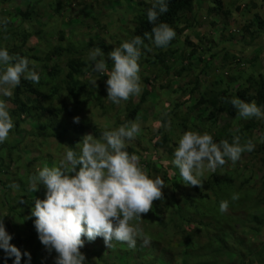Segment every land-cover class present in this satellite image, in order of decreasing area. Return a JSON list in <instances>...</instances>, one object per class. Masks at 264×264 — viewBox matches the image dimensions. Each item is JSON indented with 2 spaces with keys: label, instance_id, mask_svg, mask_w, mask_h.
I'll use <instances>...</instances> for the list:
<instances>
[{
  "label": "rangeland",
  "instance_id": "obj_1",
  "mask_svg": "<svg viewBox=\"0 0 264 264\" xmlns=\"http://www.w3.org/2000/svg\"><path fill=\"white\" fill-rule=\"evenodd\" d=\"M214 1L196 2L197 26L190 37L188 30L182 36L175 37L176 42L167 48L150 46L151 51L141 49L139 75L142 92L117 106L107 99V75L94 72L87 57L93 47H100L105 53L108 69L111 70L113 65L107 53L129 40L131 32L137 26L134 10L141 3L150 4L152 0H0V20L8 18L6 31L3 24H0V48L6 47L10 54H19L34 61L40 75V82L35 85L23 78L21 80L23 86L25 85L22 104L29 107L30 116L28 113L20 115L17 109H9L13 122H19V130L27 133L29 137L24 138L13 128L9 139L0 144V148L4 146L6 149H11L15 142L25 140L23 145L26 155L22 156L18 153L20 159L13 167V170H18L16 173L18 175L11 174L6 178L5 187L0 184V217L3 218L6 231L12 236L10 243L20 249L21 253L27 251L33 256L39 251L44 257L41 264H54L56 253L53 251L49 254L38 239V235H32L33 231L36 232L34 226H27L34 207L16 199L10 201L13 207V212L10 213L3 201L9 193L16 194L19 200L31 199L32 194L34 196L35 192H30L28 187L18 192L17 188L11 185L16 184L15 179L18 177H27L25 183L28 185L29 176L35 174L38 167L42 168L45 164L49 167L59 165L66 152L64 145L70 147L66 140L59 137V133L61 134L66 126L83 124L84 135L92 134L99 138L105 130L118 128L128 120L138 121L141 124V133L134 141H129L127 147L133 146V153L140 157V165L145 170L149 162H160L164 166L171 165L170 156L168 154L166 156L164 149L167 150L168 146L174 153L185 131H197L201 134L207 132L215 140L220 132H229L224 129L228 123L234 127H244L253 120H261L256 118L245 120L237 116L230 121L229 116L221 114H217V118L214 119L205 116L201 118L198 117V113L188 117L185 106L184 109L180 108L173 118L169 117L166 124L170 123V127H164L159 135L162 123L158 120L164 118L172 108L166 104L170 102L171 106L177 103L184 105L187 97L182 91L197 74L196 70L195 72L182 70V66L188 67L190 58L188 61L187 58L193 50L192 46L198 49V55L192 60L197 63L201 56L204 60L210 61L208 70L200 76L201 92L206 95V99L213 98L220 91L230 90L232 93L240 86L246 87L245 81L248 78L264 75V43L263 49L258 50L263 59L253 67L252 64H248L254 62L256 57L252 56L254 49L249 45L251 34L255 36L258 31L264 33V29L259 27V21L264 20V0H220L222 11L231 12L226 18L219 10L213 8ZM255 12L258 13L257 16ZM194 15L196 10L189 14L188 18L192 20ZM11 29L15 30L13 34ZM155 49H163L167 53L164 64L155 61ZM215 54L217 57L214 60L210 59ZM249 54H252L251 57H247ZM225 58L227 60H224ZM71 61L83 63L80 67L88 70L89 73L87 72L84 77L77 76L72 84L66 85L64 77L71 70L69 67ZM181 71H183L182 76H180ZM216 78L221 79L220 85H215ZM93 79H97L96 88L90 83ZM32 90L35 93H32ZM12 91L14 94V89ZM147 91L149 95L146 101L141 103ZM0 99L9 101L12 100V96L8 98L0 94ZM75 100L80 102L74 109L80 118L79 123H74L70 117ZM64 102L69 103L71 108L65 105L62 109ZM138 106L140 118L137 119L135 116L131 119L130 110ZM59 110H61L60 115ZM257 132L259 130L255 129L254 135H257ZM162 135L167 136V141H163ZM158 142H161V145L158 146ZM210 174L212 173L206 172L205 177ZM227 175L235 179L237 187L260 194L263 188L261 180L264 177V152L253 155L246 153L235 165L226 162L220 176ZM156 176L163 179V173H157ZM165 185L162 191L172 194L171 187L166 183ZM259 199L264 202V196ZM254 204L255 200L241 199L240 196L238 200L231 201L227 213L232 219L227 221L233 223L235 228H239L238 221L245 219L244 215ZM23 214L25 217L19 216ZM147 214H142V227L151 240L150 246H142L138 240L135 249H132L123 247V243L113 241L115 246L108 248L102 237H97L92 242L83 238L85 240L83 248L89 252L95 251L94 264L98 263L97 258L105 256L119 262L118 264H133L132 258L141 255L145 256L146 259L143 260L146 264L167 263L170 257L173 264H194L191 252L195 249L189 243L187 246L190 253H185L181 258L177 252L179 247H186L188 238L177 235L180 238L173 239L176 235L172 229L162 228L165 226L156 225L157 222L151 224L144 217ZM225 227L227 226L221 225L219 230H224ZM250 239L251 244L248 246L259 250V242L264 241V234ZM192 243L196 247L200 246L196 237ZM83 248L80 249L81 252H84ZM5 258L4 250L0 249V264ZM14 259L15 257H9V263L13 264ZM34 261L31 258V264H39ZM20 264H27V257L22 255Z\"/></svg>",
  "mask_w": 264,
  "mask_h": 264
},
{
  "label": "clouds",
  "instance_id": "obj_2",
  "mask_svg": "<svg viewBox=\"0 0 264 264\" xmlns=\"http://www.w3.org/2000/svg\"><path fill=\"white\" fill-rule=\"evenodd\" d=\"M167 11L168 0H152L147 10L148 22L153 27L151 33L145 32L143 37L156 47L167 48L176 37L168 23H156ZM0 24L6 31L8 18L0 20ZM144 38L137 35L107 53L113 65L111 70L100 47H93L88 54L92 70L107 75V99L117 106L142 92L141 48L152 50L144 43ZM22 78L33 85L40 82L35 62L10 54L6 47L0 48V94L10 98ZM90 83L95 88L98 86L97 79ZM225 99L236 109L238 118L264 119V109L255 101L246 102L239 97ZM79 120L78 116L74 117V123ZM14 126L8 103L0 99V144L9 139ZM164 127L169 128L170 123ZM140 133L141 124L128 120L118 128L103 131L99 138L85 134L75 148L64 145L66 152L59 165L45 164L29 177L30 192L39 191L41 186L45 190L43 199H35L31 216L35 217L34 227L41 244L49 254L56 253L54 264H87L85 254L80 251L85 244L83 238L92 242L102 237L108 248L115 246L113 241L125 243L132 249L138 240L142 246H150L151 240L142 227V214L152 210L154 201L164 199L162 189L166 185L160 176L150 178L140 165V157L126 150L127 143ZM260 142L264 143V136ZM255 147L253 139L242 142L240 135H234L231 142L227 139L216 142L207 132L185 131L173 153L172 164L186 186L202 189L206 172L215 173L229 160L235 165L243 153H250ZM238 199V193L232 194V201ZM228 209L229 201L222 200L220 213H227ZM11 240L0 217V249L4 250L6 258L15 257L13 264H20L22 255L27 257V264H31L30 252L21 253Z\"/></svg>",
  "mask_w": 264,
  "mask_h": 264
},
{
  "label": "trees",
  "instance_id": "obj_3",
  "mask_svg": "<svg viewBox=\"0 0 264 264\" xmlns=\"http://www.w3.org/2000/svg\"><path fill=\"white\" fill-rule=\"evenodd\" d=\"M197 1L198 0H168V11L161 14L156 23H168L175 30L176 37L179 35L182 36L186 31L190 30V33L188 35V37H190L191 32L195 31V28L197 26ZM151 4L152 3H141L138 8L134 10V12L136 13L137 26L131 32L128 41H131L137 35L144 38L143 34L145 32L151 33L153 25L150 24L147 19V10L151 7ZM214 5L215 6L213 8L219 10L224 18L230 15V10L224 12L222 11L220 0H215ZM251 6L255 8L254 4L252 3ZM194 10H196V15H194V18L192 20H190L188 16ZM257 15L258 13H256V16ZM11 21L12 20L10 19L9 22ZM253 25L255 26L254 23ZM259 27L260 29H264V20L259 21ZM14 32L15 30L11 29V34H13ZM231 39L233 38L231 37ZM250 41L251 43L249 45L250 47H253L254 52L253 55L249 54L247 57H251V55L254 57L256 56L255 60L253 59L254 62H248V64H252L251 67H253L257 64V62L263 59L258 50L263 49L264 33L258 31L256 32L255 36L251 34ZM175 42L176 41L173 39L168 46L173 45ZM144 43L149 47H156L150 40L146 38H144ZM192 47L193 50L189 53V57L187 58V61L190 58L188 67L182 66V70H192L194 72L196 70L197 74L194 75V80L188 83L187 88L182 91L185 97H187L184 105H177L179 104L177 103L171 106L170 102L166 104V106L172 108L164 118L158 120L160 123H162V128L159 129V135L163 132L164 125H166L169 117L173 118V116L179 112L180 108L184 109L185 106L187 107L185 112L188 114V117L192 116L195 113H198V117L202 118L203 116H205L214 119L216 118L217 114H221L229 116L228 119L230 121L231 119L237 118L236 109L230 103H227L225 99H231L230 96L239 97L246 102L255 101L258 106L264 109L263 74H260L257 77L248 78L245 81L247 84L246 87L240 86L236 90L232 91V93L230 90L229 92L220 91L216 95H219L218 97L214 96L211 99H206V95L202 94L201 92L202 81L200 76L205 70H208V63L210 61L204 60L200 56L197 62L199 64L197 65L195 60L192 59L196 55H198V49H196L195 46ZM141 49H143V47ZM166 56L167 53L165 52V50L155 49L154 58L156 62L164 64L166 61ZM216 57L217 54L211 56V59L214 60ZM224 60H227V58H225ZM245 63L241 66L244 67ZM82 64L83 63L81 62L78 63L72 61L69 63V67L71 68V70L68 72L66 77H64L66 85L72 84V81H74L77 76L81 75L84 77L87 72L89 73L88 70H83V68L80 67ZM183 71L180 72V76L183 75ZM214 83L215 85H220L221 79L216 78ZM86 84L89 86L88 82H86ZM24 87L25 85L23 86V83H21L17 88L14 89L12 100H6V102L9 105V109H17L19 110L18 113L20 115H26L28 113V115L30 116L28 112L30 111L29 107L25 104H22ZM55 90L59 92L58 89ZM32 93H35V91L32 90ZM148 95L149 92H145V95L141 99V103L146 101ZM210 95L213 96L214 94ZM194 100L195 103H193ZM79 103V101L75 100L72 106L70 117L73 121L74 117H77L74 109L78 107ZM65 105H68L70 107L69 103L67 102L63 103V107H65ZM130 111L131 119L135 116H137V119L140 118L141 114L138 116L140 111L139 106ZM58 113L60 115L61 110H59ZM14 125L15 132L19 131V133L26 139L29 137L27 133L19 130V122L14 123ZM80 125L81 126L74 127L66 126L61 134L59 133V137L63 140H66L71 148H75L77 143L81 142L82 137L84 136V133H82V131L85 126H83V124ZM224 129L229 132H220L214 141L219 142L222 139H227L229 142H231L234 135H240L242 138V142H244L248 138H251L256 144L255 150L250 152L249 154L253 155L264 152V143L260 142L261 136H264V119H261L260 121L253 120L247 123L244 127H234L230 123H228L225 125ZM255 129L259 130V132H257V135H254ZM162 138H164L163 141H167L168 139L165 135H162ZM24 142L25 140L18 143L15 142L11 149H6V147L4 146L0 148V184H2L3 187L6 186L4 182L6 178H8L11 174L18 175L16 174L18 170H13V167H15L20 159L18 157L19 154H21L22 156L26 155L24 153ZM157 145H161V142H158ZM126 150L130 154H132L133 146L131 145L127 147ZM164 151L166 156L167 154L170 156L171 165L164 166V164L160 162H149L148 164H146L145 171L147 172L149 177L153 179L155 177V174L163 173V180L168 186L171 187L172 194L169 195L162 191L164 199L162 201L156 200L153 202L152 210L146 216H144L146 221H149L151 224H156L157 222L156 225L165 226L162 228L172 229L176 235L175 237H173V239L175 240L180 238L177 237V235L183 236V238H188L185 244L186 247H179L177 252L179 253V256L181 258H183L185 253H190L187 246V243H189L193 247V249H195L191 252L192 261L194 264H264V241L259 242V250H254L253 247L248 246V244H251L250 238H257L258 236H261V234H264V202L259 199L261 196H264V177L261 180L263 184L261 193L257 194L253 190L257 195L251 192L250 189L237 187L235 184V179L232 176L227 175L221 177V169H223L224 166L222 168H217L215 173H212L204 178L202 189L200 187L186 186L179 174L178 169L175 168V166L172 164L174 156L171 148L167 146V150L164 149ZM5 152L7 154L6 156ZM246 153H243L241 158ZM227 162L230 163L231 161L229 160ZM15 182L17 185H19V187L16 189L18 192H20L21 190H26L28 187V185L26 184L27 177H18L17 179H15ZM44 192L45 190L41 186L40 191L35 192L34 196L32 194L31 199L27 198L26 200H19L16 194L9 193L6 196V202L3 201V204H5L10 213L13 212V207L10 204V201L12 200L16 201L17 199V201L29 204L34 207L35 199H43ZM234 193H238L241 199L244 198L246 200H255L254 206L249 208L244 215L245 219L238 221L239 228H235L233 223L227 221L231 220L232 216H229L228 213L221 214L219 211V204L222 200H228L230 206L232 201L231 196ZM255 197L256 199H254ZM19 216L25 217L24 214L22 216ZM34 220L35 217L32 216L30 220L27 221V226H34ZM221 225H225L227 227H225L224 230H219ZM35 234H37V232L33 231L32 235ZM195 237L199 241V247H196L195 244L192 243ZM122 246L129 248L125 243H123ZM83 251L84 252L82 253H84L86 256L87 264H94V257H96L95 251L89 252L85 248H83ZM31 258L35 260V263L39 264H41L44 259L42 253H40L39 251L31 256ZM143 259H146L143 255L137 258H132V263L146 264V261H144ZM97 260V264L119 263L117 261H112L106 256L99 257L97 258ZM1 264H10L9 258L3 259ZM152 264H173V260L172 257H170L167 263L161 262Z\"/></svg>",
  "mask_w": 264,
  "mask_h": 264
}]
</instances>
